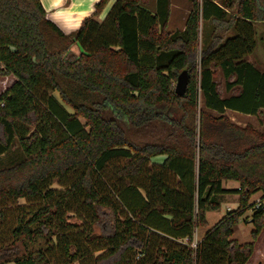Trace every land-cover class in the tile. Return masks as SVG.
<instances>
[{
	"label": "trees",
	"instance_id": "trees-1",
	"mask_svg": "<svg viewBox=\"0 0 264 264\" xmlns=\"http://www.w3.org/2000/svg\"><path fill=\"white\" fill-rule=\"evenodd\" d=\"M109 1L67 34L41 0H0V74L15 79L0 94V264H248L255 244L231 238L251 197L264 200V133L224 114L264 112V73L245 59L264 0H193L175 34L171 0L155 12L150 0H115L100 20ZM214 65L237 93L224 96ZM15 142L22 157L5 162ZM226 194L239 207L193 249ZM252 220L256 241L264 209Z\"/></svg>",
	"mask_w": 264,
	"mask_h": 264
},
{
	"label": "crops",
	"instance_id": "crops-1",
	"mask_svg": "<svg viewBox=\"0 0 264 264\" xmlns=\"http://www.w3.org/2000/svg\"><path fill=\"white\" fill-rule=\"evenodd\" d=\"M213 1L216 4H220V2H221V0H213ZM41 2H42V5H43V7L45 8V10L47 12L48 17L52 21H54L57 25H59V27H61V29H63L67 34H74V33H76L78 31L83 19L86 18L87 16H89L93 12L95 4L97 2H99V0H41ZM114 2H115V0H110L109 1L107 6L105 7L104 11L102 12V14L99 16L100 20H104L105 19L106 15L110 11V9H111V7H112ZM156 7H157V0H153V5H152L151 11L155 12L156 11ZM193 9H194L193 0H171L170 14H169V19H168V24H167V31L172 33V34L179 33V32H184L186 30L187 21H188L190 15H191ZM213 27L214 26H213V24L210 23V21L206 23L205 31H206L207 38H209V36H210V34H211L212 30H213ZM261 28L264 29V22L255 23L254 24V29H255V33H256L255 39H256V42H257V46H256V49H255L254 53H252L251 55L247 56L245 59L249 63L253 64L262 73H264V71L261 70L258 66H256L253 63V61H252V58H253V56H254V54H255L258 46H259V42L257 40V36H258L257 31L261 35L260 37L261 38L263 37L262 38V42L264 41V30L260 31ZM212 69L215 72V77H214L215 82L220 85V82L216 81V75L217 74L224 81L225 91H224L223 94H224L225 97L228 98V97H231L232 95H234L235 93H237L236 92L237 91L236 88L234 90H232V91H227V89H226V79H225V77L223 75V71H222V69L220 67H217V66L214 65L212 67ZM229 112L233 113V114L241 115V116H248V117L251 116V117H257L258 118L260 115H263V117H264V112L263 111H262V113H260L259 115L256 116V115L244 114V113H240V112L228 109V110H226V112L224 114L228 118H229V116L227 115V113H229ZM209 114H211L213 117H216V118L221 116V114H219L218 112L213 111V110L209 111ZM230 121L232 123H234L235 125H237L239 127H242V128H245V127L248 126V124L246 126H241V124H238V123L232 121L231 119H230ZM261 127H262V129H259V127L258 128L254 127V128L259 130L260 132L264 133V123H263V125ZM166 158H167L166 155H160V156H157V157L153 158L151 160V163L152 164H156V165H162L164 163V161L166 160ZM222 185H223V188L226 189V190H236V189L240 188V183L237 182V181H234V180H225V181H223ZM141 193L145 196V193H144L143 190H141ZM255 195L258 196L256 201L258 199L262 198V193L261 192L255 194ZM217 199H218V201L220 203V206H221V204L223 202H224V204L225 203L229 204L231 202H235L234 204H236V206H238V207L240 205L239 195H237V194L220 195L219 197H217ZM250 202H251V199H250ZM227 209H228V211L236 210L235 208H231L230 206ZM209 211H213V210H208L207 212H209ZM228 211H227V213H228ZM253 211L255 212V210H253ZM207 212H206V217H207ZM166 218L170 219V220L172 219L171 216H166ZM246 223L247 224H251L254 227L252 219L250 221L246 220ZM206 225H207V219H206ZM196 231H197V229H196ZM252 232H253V230L251 231V233ZM206 233L207 232L204 233V235H203L204 237H205ZM235 236H236V231H235V233H234V235H233V237L231 239L232 240H236L239 243H241L239 241V239H237ZM195 240H197V239H195ZM184 242H187V239H185ZM197 242H199V241H197ZM261 242L264 243V229L261 232V234L259 235L258 239L256 241L253 240V243L255 244V252H254V254H253V256H252V258H251V260L249 261L248 264H264V248H263V250L261 252H259L260 255L256 256V260L253 261V257L255 256V254H257V246ZM241 244H245V243H241Z\"/></svg>",
	"mask_w": 264,
	"mask_h": 264
},
{
	"label": "rangeland",
	"instance_id": "rangeland-1",
	"mask_svg": "<svg viewBox=\"0 0 264 264\" xmlns=\"http://www.w3.org/2000/svg\"><path fill=\"white\" fill-rule=\"evenodd\" d=\"M152 5H153V0H150V4H149V8L152 9ZM206 29V25L204 24V22L201 21V31H202V35H201V40L205 39L203 32H205ZM170 30V29H169ZM263 31L264 29L261 28L260 31ZM258 36H257V40L259 42V46L252 58L253 63L258 66L261 70L264 71V41L262 42V38L260 37L261 35L259 34V32L257 31ZM77 50V49H75ZM201 50V49H200ZM200 58V56H199ZM15 79L13 76H2L0 74V94H2L3 92H5L7 89H9L12 84L14 83ZM216 81L220 82V85L222 87V92L224 93L225 91V86H224V81L219 77V75H216ZM177 84V81H175L173 83V88L175 89ZM55 96L57 98H59V94L55 93ZM200 104H201V99H200ZM68 109L73 112L69 107ZM227 115L229 116V118L238 123L241 124V126H246L248 125H252L255 128L262 129V125L264 123V117L263 115H260L258 118L257 117H248V116H241V115H237V114H233V113H227ZM1 133V132H0ZM22 157V153H21V149L18 145L17 142H15L11 152L8 154V156L4 159L5 162L9 159L15 161V160H19ZM8 162V161H7ZM55 187H58L57 185H55ZM257 195H254L251 198V202L250 203H254L257 199ZM21 204H25V200H20L19 201ZM235 202H231L229 204H224V202L221 204V206L213 211H209L207 212V225L205 226H199L197 228L195 237H194V241H199L201 242L203 239V235L205 232H207V230L211 227H213L224 215H226L227 211H228V207L230 206L231 208H235L237 209L238 206H236V204H234ZM254 214L253 209L248 210L247 213L241 218L239 225L237 226L236 229V238L239 239V241L241 243H251L253 242V238L251 236V231L254 230L255 228L251 225V224H247L246 220L250 221L252 219V216ZM197 239V240H195ZM264 248V243H260L257 246V254H255V256L253 257V261L256 260V256H259L260 253ZM74 264H80L79 262L74 263Z\"/></svg>",
	"mask_w": 264,
	"mask_h": 264
},
{
	"label": "water",
	"instance_id": "water-1",
	"mask_svg": "<svg viewBox=\"0 0 264 264\" xmlns=\"http://www.w3.org/2000/svg\"><path fill=\"white\" fill-rule=\"evenodd\" d=\"M189 78L190 76L188 71H184L179 75L175 87V92L178 96L184 97L186 95V92L188 90Z\"/></svg>",
	"mask_w": 264,
	"mask_h": 264
},
{
	"label": "built area",
	"instance_id": "built-area-1",
	"mask_svg": "<svg viewBox=\"0 0 264 264\" xmlns=\"http://www.w3.org/2000/svg\"><path fill=\"white\" fill-rule=\"evenodd\" d=\"M203 1H204V0H197V3H198V5H199V8L202 7ZM201 21H202V20H200V32H202V31H201ZM254 203H255V204H254V209H255V210H258V209H264V200H263L262 198L258 199V200L255 201ZM195 234H196V231H195ZM195 234H194V236H195ZM198 243H199V242H197V241H193L191 247H192L193 249H196Z\"/></svg>",
	"mask_w": 264,
	"mask_h": 264
}]
</instances>
